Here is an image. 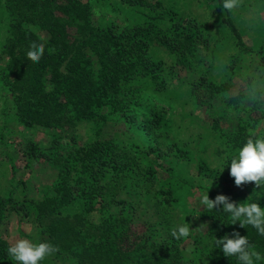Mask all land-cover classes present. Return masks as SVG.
<instances>
[{
	"label": "trees",
	"instance_id": "obj_1",
	"mask_svg": "<svg viewBox=\"0 0 264 264\" xmlns=\"http://www.w3.org/2000/svg\"><path fill=\"white\" fill-rule=\"evenodd\" d=\"M117 1L121 5L104 0H0V19L5 22L0 42L2 121L11 117L24 126L60 129L79 120L98 125L112 114L129 121L140 112L146 132L168 133L172 124L159 107L147 104V108L139 109V105L146 95L158 94L175 80L174 64L194 71V65L202 63L203 58L196 57L194 51L198 46L208 47V33L196 19L163 10L159 0ZM210 1L237 48L251 51L229 11L223 8L224 0ZM91 3L106 6L109 11L131 12L134 18L127 21L126 16L123 23L112 19L94 22ZM217 24L213 25L215 31ZM33 41L45 45L38 63L26 58ZM155 43L167 50L171 63L153 55ZM256 50L264 63V49ZM229 85L202 71L188 79L185 90L194 103L212 106V99L217 98L233 108L241 93L228 95ZM49 86L51 91H47ZM258 104V100H252L247 115L237 118L232 132L217 125L220 113L212 111L207 133L198 140L191 139L199 153L195 155L185 144L179 146L172 141L169 145L176 158L167 163L159 159L153 144L141 149L110 138L77 141L70 133L65 134L71 144L63 150L55 147L60 138L57 134H51L46 148L25 141L23 149L28 155L56 162V178L51 191L38 199L15 198L11 185L6 191L0 188V219L5 209L13 211L18 222L31 216L36 243L48 242L58 249L48 256L52 264L64 259L72 264H200L199 260L204 264H241L237 256H225L216 244V239L232 237L235 232L246 236L250 250L264 257V235L251 225L242 227L239 221L231 224V214L222 206L208 209L202 205L196 210L209 220L204 234L195 239L198 253L181 246L185 237L177 240L170 235L171 229L180 224L173 214L180 198L178 187L187 182L179 183L170 170L180 160L192 162L195 174L209 181V185L200 186L210 199L225 195L231 202L259 203L264 208V187L251 182L238 187L230 175L231 159L238 156L252 134L248 128L262 114ZM214 133V152L221 156L217 164L209 163L199 151L205 149L206 139ZM142 152L151 156L144 158ZM7 156L13 173V159ZM160 171L166 173L164 179L159 178ZM122 175L135 177L131 184L137 193L136 205L149 201L140 208V231L132 227L135 202L109 192V185ZM148 208H152L150 216ZM9 247L0 236V264H15ZM40 264L46 263L43 260ZM256 264H264V260Z\"/></svg>",
	"mask_w": 264,
	"mask_h": 264
},
{
	"label": "rangeland",
	"instance_id": "obj_2",
	"mask_svg": "<svg viewBox=\"0 0 264 264\" xmlns=\"http://www.w3.org/2000/svg\"><path fill=\"white\" fill-rule=\"evenodd\" d=\"M114 5H121L117 0H104ZM153 2L155 0H147ZM163 10L175 11L181 16L194 18L202 23L204 30L208 33V47L198 46L195 48L194 55L203 58L202 63L197 62L194 65L195 74L205 71L216 80H226L229 82V90L226 92L234 94L241 93L236 106L233 108L223 104L219 99H212V106L194 103L188 97L185 90V84L188 79L195 74H191L189 68L173 65V82L165 85L158 94L146 95L139 109L147 108V104L157 106L161 109L165 117L171 122L168 133L159 131L146 132L141 125L142 114L140 112L134 115L132 120H124L115 114L108 115L106 121L101 124H94L89 120H79L68 128L56 129L43 125L24 126L15 119L9 117L2 121L0 115V188L6 191L11 185L15 198L30 197L33 199L41 198L47 192L51 191V183L56 178L57 164L55 161H48L44 158H35L27 154L23 149L25 141L34 142L39 148H46L50 144L51 134L60 136L59 142H55L58 150L67 148L71 143L67 140L65 133H70L77 141L87 140L88 138H110L118 143L132 144L144 149L153 144L160 153L159 159L164 163L170 158H176L172 155V147L169 145L175 141L179 146H185L193 154H198L196 146L192 145L191 139H199L207 133V125L210 121L212 111L220 113L216 118L217 125L226 132H232L235 129L237 118L246 116L248 105L253 99L259 101L258 110L262 114L258 120L248 128L249 133L256 132L264 136V63L259 60L257 48L264 49V0H240L239 6L229 11L239 33L244 42L252 47L251 51H241L233 43L232 35L225 23L218 18L214 5L210 0H159ZM92 21L102 22L107 19L121 21L127 16V21L134 17L128 11H109L106 6H98L91 3ZM1 18V15H0ZM218 22V30L215 31L213 25ZM4 20L0 19V42L5 35ZM153 55L163 59L164 63H171L172 57L165 48L155 43ZM210 62V64H208ZM2 61L0 59V66ZM179 80V81H178ZM2 101L0 98V108ZM257 110L256 113H260ZM106 111V108H103ZM201 132V134H199ZM209 133V132H208ZM213 137V138H212ZM212 138V140H211ZM190 139V140H189ZM170 141V142H169ZM205 149L199 148L200 155L205 157L209 163L217 164L220 155L215 154L217 139L214 135L208 136ZM215 146V147H214ZM14 162L13 173L10 170L8 154ZM144 158L150 157L151 153H141ZM179 160V159H176ZM173 175L178 177V182H184L178 187V199L173 214L178 218L180 224L190 225V235L185 237L181 243L186 251L198 253L195 239L204 234L209 224L206 217L199 216L196 210L202 206L200 198L205 194V189L200 185H209L208 180L197 176L194 166L190 161L180 160L172 169ZM166 173L159 172V178L164 179ZM11 177V180H10ZM135 177L120 176L116 182L109 185V192L116 195H123L136 201L137 193L131 182ZM152 183V181L148 180ZM130 182V183H129ZM154 182V181H153ZM129 183V184H128ZM153 184V183H152ZM154 185V184H153ZM156 186V185H155ZM149 201H143L135 205L136 211H133L131 218L135 220L133 230H142V223L139 220L140 208ZM151 215L152 208H148ZM146 215V213H145ZM179 224V225H180ZM22 229L27 236L19 232ZM36 228L31 216L24 221L16 219L15 213L5 209L0 219V236L9 244L15 243L18 239H29L36 243ZM50 257V256H49ZM46 257L44 262L52 264V260ZM204 264L203 260L198 261ZM14 263L17 262L14 260ZM53 264H72L70 260H56Z\"/></svg>",
	"mask_w": 264,
	"mask_h": 264
},
{
	"label": "clouds",
	"instance_id": "obj_3",
	"mask_svg": "<svg viewBox=\"0 0 264 264\" xmlns=\"http://www.w3.org/2000/svg\"><path fill=\"white\" fill-rule=\"evenodd\" d=\"M240 0H224L223 8L229 11L239 6ZM43 40V37H41ZM45 45L43 42L33 41L26 54V58L38 63L44 55ZM63 71V69H61ZM49 86L47 91H51ZM230 175L234 178L235 185L241 186L245 183H254L256 187H264V136L256 132L250 134L246 143L239 150L238 156L231 159ZM200 203L208 209H219L230 213L232 223L240 222L242 227L251 225L258 233L264 235V208L259 203H235L231 202L225 195H217L210 199L208 192L201 195ZM243 217V219H241ZM170 235L179 240L190 235V225L180 224L171 229ZM225 256H237L241 264H256L264 260L259 252L249 248L246 236L235 232L232 237L225 235L216 239ZM58 249L48 242L34 243L29 239H18L8 248L9 255L17 264H40L46 257L54 254Z\"/></svg>",
	"mask_w": 264,
	"mask_h": 264
}]
</instances>
